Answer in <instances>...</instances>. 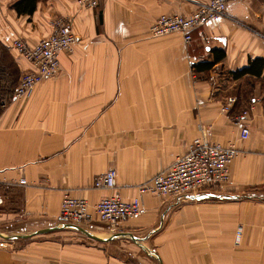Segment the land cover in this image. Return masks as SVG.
I'll return each mask as SVG.
<instances>
[{
    "label": "crops",
    "instance_id": "obj_1",
    "mask_svg": "<svg viewBox=\"0 0 264 264\" xmlns=\"http://www.w3.org/2000/svg\"><path fill=\"white\" fill-rule=\"evenodd\" d=\"M17 1L0 0V42L21 74L30 65L15 40L35 46L69 18L78 43L55 77L0 109V264H264V73L255 103L234 94L251 78L230 76L264 59V0L229 3L231 19L201 25L189 44L180 33L153 38L151 26L210 0H100L96 9L39 0L31 16L17 14ZM215 50L225 59L197 74ZM238 100L254 107L247 140L232 121ZM204 136L239 149L229 183L185 198L146 194L142 214L116 230L96 215L84 227L57 222L66 194L93 209L111 194L96 178L114 169L130 201Z\"/></svg>",
    "mask_w": 264,
    "mask_h": 264
},
{
    "label": "built area",
    "instance_id": "obj_2",
    "mask_svg": "<svg viewBox=\"0 0 264 264\" xmlns=\"http://www.w3.org/2000/svg\"><path fill=\"white\" fill-rule=\"evenodd\" d=\"M193 1V0H191ZM243 0H210L197 4L191 15L163 14L152 24L150 33L153 38H161L174 33L184 36L187 44L192 41V33L201 25L222 19H231L228 5ZM83 8L96 9L100 0H76ZM196 3V2H194ZM78 43L69 18H57L53 22V31L43 37L35 46H30L21 39L12 44V49L29 63L30 69L21 75L13 100L30 97L35 88L44 80L56 76L60 69L59 56L70 53ZM234 98H229L222 105V113L230 116L236 105ZM254 101L253 103H255ZM3 102L2 108H6ZM254 107L232 118L240 128V138L249 139L251 132L248 126ZM239 156L235 144H223L210 141L206 136L196 139L188 150L179 156L166 170L150 180L138 185L137 195L126 200L118 190L117 171L108 170L97 177L94 182L96 190L111 191L91 209L84 198L66 194L62 200L57 222L71 227L89 226L94 215L110 230H116L121 223L133 220L143 212V196L154 194L161 198H185L212 186L224 185L230 181V166ZM24 183V182H22ZM0 203L2 200L0 199ZM242 229L236 232V240H241Z\"/></svg>",
    "mask_w": 264,
    "mask_h": 264
},
{
    "label": "trees",
    "instance_id": "obj_3",
    "mask_svg": "<svg viewBox=\"0 0 264 264\" xmlns=\"http://www.w3.org/2000/svg\"><path fill=\"white\" fill-rule=\"evenodd\" d=\"M38 1L39 0H19L12 7L20 16H31L36 11ZM225 57L226 53L224 51L215 50L213 52V60L209 63L197 65L195 67V72L200 74L202 72L211 71L215 65L223 61ZM263 73L264 59L261 58H251L246 68L233 73L231 72L230 76L233 80H242L245 77L251 78L246 79L243 83L238 85L234 94L236 96H242L243 99L252 103L254 101V98L252 99L253 90L257 86V80L262 77ZM21 75L18 63L11 55L10 50L0 42V107H2L3 102L6 101L7 104H9L13 100ZM239 102L238 100L237 106L240 107L239 112H246L247 109L241 107Z\"/></svg>",
    "mask_w": 264,
    "mask_h": 264
},
{
    "label": "rangeland",
    "instance_id": "obj_4",
    "mask_svg": "<svg viewBox=\"0 0 264 264\" xmlns=\"http://www.w3.org/2000/svg\"><path fill=\"white\" fill-rule=\"evenodd\" d=\"M0 109H2V107H0Z\"/></svg>",
    "mask_w": 264,
    "mask_h": 264
}]
</instances>
